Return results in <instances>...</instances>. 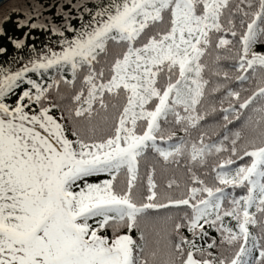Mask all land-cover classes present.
<instances>
[{
  "label": "snow or ice",
  "instance_id": "obj_1",
  "mask_svg": "<svg viewBox=\"0 0 264 264\" xmlns=\"http://www.w3.org/2000/svg\"><path fill=\"white\" fill-rule=\"evenodd\" d=\"M71 7L79 27L15 22L59 50L0 65V264H264V0ZM217 111L226 131L243 119L218 142Z\"/></svg>",
  "mask_w": 264,
  "mask_h": 264
},
{
  "label": "trees",
  "instance_id": "obj_2",
  "mask_svg": "<svg viewBox=\"0 0 264 264\" xmlns=\"http://www.w3.org/2000/svg\"><path fill=\"white\" fill-rule=\"evenodd\" d=\"M18 0H6L2 4H0V10L4 8V6H8L14 3ZM21 1V0H20ZM41 10L40 16L37 15H24L25 10L24 9H8L6 10L5 15L11 16V21H9L8 24L5 25L8 36L13 37L14 39H23L25 41L24 47L21 49L15 48V45L8 40L6 37L0 39V46H3L7 49L6 53L0 54V65L4 67H8L11 70L15 71L18 68H20L23 64L27 63L29 60L34 59L38 57L39 55L46 53L48 49L53 50H59V44L57 43L58 37L51 33L48 29H42V28H36L31 29L30 27H16V21L17 20H23L26 17H31V22H37V23H44L48 25H56L57 27L63 28L65 24V17L63 15V12H68L70 17H73L71 19V23L79 27V14L82 11V7L80 9L71 7V5L76 4L80 2V0H37ZM99 2V0H83V3H86L88 7H92L94 3ZM1 14V13H0ZM0 17H3L0 15ZM85 18L87 19V14H85ZM25 33H27V36H25ZM66 35L71 36V33H66ZM232 62H224L222 66L225 67V70L229 71L231 76H235V70L231 67ZM68 79H71V71L70 69L63 73ZM29 76H31L33 79H37L38 82H51L52 79L58 78L56 70H50L48 73L44 74L43 80L41 79L39 74H32L29 73ZM79 82L76 84V88H78ZM230 86L233 87L236 90H239L241 88H252L254 87V84L251 80L239 82L235 81L234 79L230 81ZM30 86L23 84L21 85V88L18 91H22L25 88H28ZM62 93L67 95L73 91V88L66 85H61ZM15 96L9 97L7 99L8 103H14L15 102ZM220 99H222V96L217 94L216 98L214 99L213 103L219 110L221 107L220 105ZM224 107H227V102L224 103ZM54 116L60 115V109L53 110L52 113ZM225 122L223 121V117L219 111L214 113L212 116L208 117L206 123L203 124L202 130H205L209 133V135L212 137L214 141H217L219 139H222V134H228L229 132L237 130L241 124L243 123V119L240 123L235 125H228L227 131L222 128V125ZM177 136H183L184 133L180 131L179 129H175ZM193 135H196L194 132ZM227 155V154H225ZM211 163L217 162L216 159H212L210 161ZM240 163L239 161L237 162ZM143 171V167H142ZM107 174H100L95 177H90L89 182H100L104 179H107ZM159 179V177H158ZM226 192L231 193L232 195H242L244 194L243 190L240 188L237 189H227ZM163 211V210H162ZM211 231V230H210ZM212 235L218 236V233L212 232ZM258 258V249L255 250L252 254L251 259L255 261Z\"/></svg>",
  "mask_w": 264,
  "mask_h": 264
},
{
  "label": "rangeland",
  "instance_id": "obj_3",
  "mask_svg": "<svg viewBox=\"0 0 264 264\" xmlns=\"http://www.w3.org/2000/svg\"><path fill=\"white\" fill-rule=\"evenodd\" d=\"M13 9V8H18V9H24L25 14L24 15H37L40 16L41 12V8L37 2V0H18L15 1L14 3L12 2V4L8 5V6H4V8H2L0 10V15L4 16L6 10L8 9Z\"/></svg>",
  "mask_w": 264,
  "mask_h": 264
},
{
  "label": "water",
  "instance_id": "obj_4",
  "mask_svg": "<svg viewBox=\"0 0 264 264\" xmlns=\"http://www.w3.org/2000/svg\"><path fill=\"white\" fill-rule=\"evenodd\" d=\"M4 1H6V0H0V4H2Z\"/></svg>",
  "mask_w": 264,
  "mask_h": 264
}]
</instances>
